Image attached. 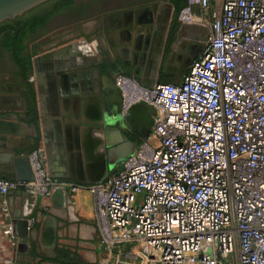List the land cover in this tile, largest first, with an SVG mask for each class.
Returning a JSON list of instances; mask_svg holds the SVG:
<instances>
[{"label":"built area","instance_id":"obj_1","mask_svg":"<svg viewBox=\"0 0 264 264\" xmlns=\"http://www.w3.org/2000/svg\"><path fill=\"white\" fill-rule=\"evenodd\" d=\"M177 18L205 31L180 82L115 78L123 116L153 110L152 140L102 182L63 185L94 195L103 249L134 244L137 264H264V0H186ZM29 156L34 180L0 178V196L51 195L45 146Z\"/></svg>","mask_w":264,"mask_h":264},{"label":"crops","instance_id":"obj_2","mask_svg":"<svg viewBox=\"0 0 264 264\" xmlns=\"http://www.w3.org/2000/svg\"><path fill=\"white\" fill-rule=\"evenodd\" d=\"M96 2L98 12L80 20L92 24L94 37L81 34V48L51 56L45 75L27 76L35 90L36 121H25L21 92H9L1 99V105L9 107L0 109V178L22 181L17 176L32 170L27 155L45 146L46 167L54 181L48 197L17 190L0 196V204L5 202V210L0 207L1 229L5 222L12 223L11 237L19 244L22 263L39 261L29 257V238L36 241L37 251L48 256L58 243L90 263H102L95 197L85 189L72 192L63 183L102 182L145 139L139 126L152 121L153 110L122 115L121 92L115 83L119 73L147 87L178 83L203 47L205 31L178 21L184 0ZM57 40H51V49L67 42L56 44ZM39 78L47 86L45 103L37 90Z\"/></svg>","mask_w":264,"mask_h":264},{"label":"trees","instance_id":"obj_3","mask_svg":"<svg viewBox=\"0 0 264 264\" xmlns=\"http://www.w3.org/2000/svg\"><path fill=\"white\" fill-rule=\"evenodd\" d=\"M73 1L46 0L24 11L13 20L5 19L0 22V61H3L4 65L8 64L7 72L1 70L0 76L9 75L13 83L18 86L25 100L24 119L29 123H34L37 118L35 90L27 81L31 57L36 53L44 35L60 27L70 26L84 18L78 12L79 7L74 6ZM24 50L28 52L25 54ZM37 249L36 241L29 238V257L32 260L39 258V261L33 264L44 261L56 264H93L84 260L76 251L70 250L67 246H60L58 243L52 249V256L40 253Z\"/></svg>","mask_w":264,"mask_h":264},{"label":"rangeland","instance_id":"obj_4","mask_svg":"<svg viewBox=\"0 0 264 264\" xmlns=\"http://www.w3.org/2000/svg\"><path fill=\"white\" fill-rule=\"evenodd\" d=\"M84 1H88V0H84ZM78 2H80V0L73 1L74 4H77ZM84 33H89L91 37L92 36L94 37V28H92V24L87 23V22H75L74 24L70 26H66L59 31H55V35H53V38L58 39L56 41L57 42L56 44H59V43L66 42V41L68 42L71 39L80 38L81 34H84ZM8 36L9 35H7V37ZM53 38H51V32L47 33L41 38L42 41L38 45L36 49L37 50L36 53L34 54L32 53L33 55L31 57V67L27 72V76L32 75V73L35 72L33 71L34 70L33 69V59L37 55L43 52L45 53V51H47L46 53L51 51V47H53V45H51V40ZM27 52L28 50H24L23 53L26 54ZM49 64L50 63L45 64V67L48 68ZM7 69H8V64L2 71L7 72ZM0 79L7 86L10 87L9 89L6 88L5 91L6 90L12 91V92L15 91V92L20 93V91L18 90V86L13 83L9 75L5 74ZM11 94L15 95L17 93H11ZM147 137L150 138V135H147ZM150 140H152V138H150ZM1 225L2 224L0 223V264H22V259L20 257L21 252H20L19 244L15 241L13 237L3 234ZM135 253H136V248L134 244H131V243L120 244L118 246L111 248L110 251H106L105 249H103V257H102L101 264H113L116 255H119V259L120 261H122L119 264H137L138 259H136ZM40 264H47V263L44 262Z\"/></svg>","mask_w":264,"mask_h":264},{"label":"water","instance_id":"obj_5","mask_svg":"<svg viewBox=\"0 0 264 264\" xmlns=\"http://www.w3.org/2000/svg\"><path fill=\"white\" fill-rule=\"evenodd\" d=\"M46 0H0V22L5 19H11L13 20L16 16L21 15L24 11L30 9L31 7H34L35 5L44 2ZM83 45V44H82ZM73 49V48H70ZM60 52V49L52 50L48 53H41L37 55L33 59V67L35 69V74L37 76L45 75V72H47V68L45 67V64L50 63L51 64V56H57L56 53ZM49 54V55H48ZM37 90L39 92V87L37 86ZM121 105H122V97H121ZM9 106H0V109H6ZM15 107V106H11ZM151 107L146 106L144 103H137L133 104L128 108L127 113H133L137 109H144ZM121 112V107H120ZM1 124V122H0ZM152 125V121H147L146 123L139 126V131L142 134V136L145 138L150 133V128ZM29 157V155H27ZM17 179L24 180V181H32L34 180V174L32 170H27V173L20 174L17 176ZM27 193H33V192H26ZM21 247H23L25 250L27 249V244L22 243Z\"/></svg>","mask_w":264,"mask_h":264},{"label":"flooded vegetation","instance_id":"obj_6","mask_svg":"<svg viewBox=\"0 0 264 264\" xmlns=\"http://www.w3.org/2000/svg\"><path fill=\"white\" fill-rule=\"evenodd\" d=\"M74 6L79 7L78 12L82 16H86V15H89V14H96L98 12V10H99L96 0H89L88 2H84V3L78 2L77 4H74ZM78 22H81V21L79 20ZM64 27H66V26H64ZM64 27H60L58 29L52 30L51 31V37L53 35H55V31H59V30H61ZM76 39H78V38H76ZM67 43H69V42H67ZM56 49H57L56 47L52 48L51 51L52 50H56ZM5 67H6V65H4L3 61L2 62L0 61V71L3 70ZM47 72H49V71H47ZM0 78H1V76H0ZM5 85L6 84L3 81H1V79H0V106H2L1 104H3V103H1L2 102L1 99H4V98L6 99V94H8L9 92H10V94L11 93H17L15 91H13V92L12 91H7V90L5 91L6 88L7 89L10 88L9 86H7V85L5 86Z\"/></svg>","mask_w":264,"mask_h":264},{"label":"bare ground","instance_id":"obj_7","mask_svg":"<svg viewBox=\"0 0 264 264\" xmlns=\"http://www.w3.org/2000/svg\"><path fill=\"white\" fill-rule=\"evenodd\" d=\"M80 43H84V39H75V40H72V41H70L69 43H65V44H63V45H60V46H58V47H56L57 49H58V51H59V49H60V52H58V53H56L57 55H60V54H64L67 50H77V49H79V48H81V45H80ZM80 45V46H79ZM70 48H73V49H70ZM65 50V51H64ZM56 51V50H55ZM47 51H45V53H46ZM44 53V52H43ZM49 55V54H48ZM39 80V83L38 84H40V85H38L39 86V89H40V96L42 97L41 99H42V103H45V99H44V97H45V91H46V89H47V86H46V88H45V84H43L42 82L40 83V78L38 79ZM41 85H43V87L41 86ZM48 91V90H47ZM44 96V97H43ZM26 231H27V224H23V233H24V235L26 236Z\"/></svg>","mask_w":264,"mask_h":264}]
</instances>
